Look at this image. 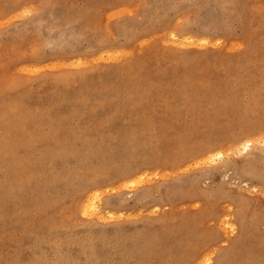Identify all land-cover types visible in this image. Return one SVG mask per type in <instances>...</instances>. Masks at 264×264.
Segmentation results:
<instances>
[{"label": "rangeland", "instance_id": "374dc122", "mask_svg": "<svg viewBox=\"0 0 264 264\" xmlns=\"http://www.w3.org/2000/svg\"><path fill=\"white\" fill-rule=\"evenodd\" d=\"M59 1L72 6L62 10ZM139 1L105 0L93 9L86 0H0V264H205L210 258L217 264L222 253L231 256L226 264H234L233 257L246 251L242 264H264V233L252 244L245 242L237 213L240 202L264 208V140L247 148L224 142L216 152L222 157L213 161L199 150L178 158L179 135L158 129L161 140L153 142L144 136L143 123H132L140 120L139 109L122 107L129 97L126 87L98 95L105 93L104 86H115L107 71L126 78L133 54L124 36L117 35L105 50L98 48L99 37L111 42L109 32L137 13L129 27L142 47L151 44L145 23L151 11L148 6L137 11ZM162 5L176 34L165 41L181 44V29L188 23L176 16L178 6ZM73 9L76 19L65 12ZM220 19L218 10L203 7L189 24L191 34L198 37L201 27L213 34ZM154 27L161 28L159 18ZM230 27L234 50H243L242 21L234 18ZM70 75L76 77L68 82ZM59 78L63 83L56 82ZM162 100L166 110H151L166 120L183 98ZM176 124L183 125L181 117ZM131 169L138 173L124 180L122 171ZM91 191L100 195L102 217L81 209ZM259 222L251 218L247 228ZM139 247L148 253H138Z\"/></svg>", "mask_w": 264, "mask_h": 264}, {"label": "bare ground", "instance_id": "6f19581e", "mask_svg": "<svg viewBox=\"0 0 264 264\" xmlns=\"http://www.w3.org/2000/svg\"><path fill=\"white\" fill-rule=\"evenodd\" d=\"M104 1L105 0H86V4L94 9L95 7L103 6ZM143 1L144 0L139 1L138 5L135 4V9L140 11L146 9L148 6V10L151 11V17L145 22L148 24V32L146 35L150 38L151 44L147 46V48L142 47L141 43L136 39L137 35L134 33V30L129 27L136 19L135 14L137 13L125 17L121 23L122 27H120V30L117 31L116 29L115 31V29H113L111 30L112 32H109L112 33L111 42L103 36L99 37L98 48L101 50L115 45L118 35L126 38V48L133 51L132 56L127 60V64L125 65V70L128 71L126 78L117 77L115 76L117 73L107 71L108 81L115 84V86H104L105 93L98 94L99 97H106L109 90H111L112 93H116L120 88L126 87L127 90H129V97L128 100H124L122 107L128 108L133 104L139 109L137 113L139 114L138 117H140V120L132 119V123L136 124V127L139 121L143 123L144 125L142 128L145 130L144 136H148L149 139L154 140L153 142H156L157 138L161 140L162 135L159 133L158 129L168 132L170 137L179 135L183 141V147L181 148L182 150L177 152L178 154L176 156L178 158L185 157L188 155L189 151L199 150V154H204L205 158L213 161L216 160V157H222L221 152H216L224 142L229 143L228 146L230 147L235 148L242 146L247 148L246 146L251 142L256 143L261 139L264 140V0H157V3L151 6H149L147 0L146 2ZM163 1L178 6L176 8V16L184 19L185 22L188 23V25L185 24L181 29V44L176 45L175 41L173 43L165 41L166 36H171L172 40H175L176 34L172 31V20L169 18L171 14H169V10H166L162 5ZM7 2L10 3L11 0H7ZM59 5L63 6L62 10H68V8L72 6L61 4V1H59ZM205 6H210L218 10L221 19L213 34H209L205 28L201 27L198 37H195L191 34L189 24L197 17V12ZM65 12L70 14V16L73 15L75 19L78 17L74 9L72 12ZM247 13H251L248 17V20L251 22L244 19ZM158 18L161 22V28L159 30L154 27ZM234 18H238L242 21L241 34L244 48L238 52L234 50L233 42L235 41V34L230 27V23ZM103 28L107 29L108 26L105 25ZM217 35H219V37H216ZM219 41H223L225 45L222 47ZM143 57H147L148 60L145 62L142 61ZM117 70L118 69L115 68L114 72H117ZM88 75L90 74H85V76ZM75 77L70 75L68 82L73 81ZM63 81V78L56 80V82L60 84L63 83ZM96 82L97 80L93 81V83ZM91 88L93 89V94H96V90L99 91L95 84H92ZM143 96L146 100L142 103L140 102V98ZM171 96L172 98L179 96L183 98V101L177 103V105H179V110L176 112H169L170 114L166 120L158 118L151 110V107H154L157 112H163L166 110L164 108H167V106L162 100V97L170 98ZM168 101L173 103L171 99ZM106 102L111 104L114 102V98H110ZM178 117H181L183 121L182 126L176 124ZM160 143L164 145L163 141H160ZM238 150L240 151V149ZM262 158L264 163V155ZM134 170H123L120 176H122L124 180L129 181V178L138 173V170ZM59 172L61 175V171ZM79 181H81V179ZM51 185L49 187H53ZM82 191L84 192L85 190ZM94 191H91L81 200V209L84 211V214L93 213L95 215L100 213V195ZM50 195H48V199ZM42 200H40V202ZM44 201L45 200H43V202ZM37 204L39 205L41 203ZM47 206L49 205L47 204ZM237 206L239 222L243 228L242 239L252 244V241H258L259 237L264 233V208L259 209V207L253 209V207H251L253 204L249 202L246 204L245 202H240ZM100 214L99 216L102 217L103 214ZM251 218L260 220L252 230L247 228V223ZM41 230L43 229L41 228ZM74 230L75 229H73V231ZM119 230H121V228ZM186 231L187 230H185V232ZM73 237L72 239H74ZM89 237L91 238L90 235ZM90 238L87 237V239ZM83 239L81 241L82 244ZM93 239L95 240V237ZM43 240L44 239H42V241ZM118 240L116 238V242ZM108 243L112 244V242ZM143 246L145 245L143 244ZM181 248L183 249V247ZM184 249L186 250V247H184ZM142 250H144V247H142ZM142 250L140 248V251ZM182 251L180 252L182 253ZM91 255L93 256V254ZM119 256H121V254ZM246 256L247 251L236 254L233 257V263L242 264L241 261ZM94 258L91 259L93 260ZM230 259L231 256L229 254L222 253L219 255L217 264H226ZM90 262L93 264L96 260L93 263L92 261ZM113 262L114 261H112V263ZM142 262L145 263V261ZM205 264H212L211 258L206 260Z\"/></svg>", "mask_w": 264, "mask_h": 264}]
</instances>
